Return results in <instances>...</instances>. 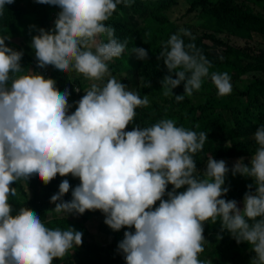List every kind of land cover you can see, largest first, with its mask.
I'll return each mask as SVG.
<instances>
[{
    "label": "clouds",
    "instance_id": "clouds-1",
    "mask_svg": "<svg viewBox=\"0 0 264 264\" xmlns=\"http://www.w3.org/2000/svg\"><path fill=\"white\" fill-rule=\"evenodd\" d=\"M237 1L246 8L239 5L232 14L255 31L251 40L238 38L251 43L252 59H234L224 47L204 56L194 43L185 44L181 33L191 37L185 28L157 57L168 70L160 77L165 96L197 107V91L221 98L223 105L210 108L202 121L198 108L184 113L182 122L161 118L148 126L144 114L136 123V109L149 100L109 69L108 62L129 54V47L105 23L131 0H37L61 11L47 18L54 29H38L30 47L37 67L52 66L85 85L86 91L74 87L70 100L54 79L25 72L23 51L0 37V264H70L73 257L58 259L98 241L107 229L122 228L129 229L118 244L125 264H264V108L235 95L236 83L260 77L245 71L264 58V21L250 2ZM13 2L0 0V15ZM131 55L150 58L139 47ZM241 129L251 132L249 142ZM210 141L214 148L206 150ZM68 175L71 181H61ZM33 176L59 185L53 184L49 210L21 207L13 214L10 197L32 202ZM59 218L82 225L60 229Z\"/></svg>",
    "mask_w": 264,
    "mask_h": 264
},
{
    "label": "trees",
    "instance_id": "trees-1",
    "mask_svg": "<svg viewBox=\"0 0 264 264\" xmlns=\"http://www.w3.org/2000/svg\"><path fill=\"white\" fill-rule=\"evenodd\" d=\"M182 2V3H181ZM186 3L190 7L188 9L187 16L195 15V18H189L185 21L189 30L190 36H184L181 33L182 39L185 44L194 43L196 48L201 50L204 56L211 54L213 48L224 47L226 51L224 54L233 57L237 60H250V50L238 51L228 45V42L220 38V35L227 34V36H237L238 38L249 40L251 36L255 34L254 30L245 26L241 19H237L232 12L225 7L221 9V15L218 11L217 0H131V5L117 6V12L119 14L112 16L106 25L115 29V36L121 42L127 41V47H129V54L124 53L119 58H114L108 62L109 69L119 74L122 81L128 86L136 88L143 98L147 96L149 105L147 107H141L142 111L147 114L143 120L145 125L151 126L157 123L159 119H173L174 121H180V117L184 113L195 114L199 109L202 111L208 110V99L205 102H200L198 107L191 102V100H183L177 102L175 96L163 94V90L160 85V77H163V72L168 71L166 66L162 68L161 64H164L162 59H158L160 52L163 50V45L170 38L172 34L180 29L176 23L166 16V12L181 4ZM54 6L48 4L38 3L37 0H14L12 4H6L3 10V14L0 15V37H9L5 40L8 47L23 51L20 47H15L17 43L15 40L24 38L30 34V28L39 25L40 28L47 30L54 29V23L48 21L47 18L50 12L54 10ZM135 10L136 12L149 13L142 22L139 28L130 26L125 20L122 19L123 12ZM145 13V14H146ZM52 23V24H50ZM185 30L189 31L188 28ZM194 37V39H192ZM107 42V38L101 40ZM133 47L144 48L149 54L148 60H140L137 56L131 55V49ZM219 62V60H217ZM264 58L255 59L251 66L246 68L245 72L259 74L260 77H256L251 82H238L240 88L236 87L235 95H242V97H248L249 105L259 110L264 108ZM25 72L31 70L33 72H39L46 78H52L56 81V87L59 91L63 92L68 89L70 92L69 99L75 97L74 87L85 90V85L78 80H72L70 73H60L52 66L46 68L37 67V61L33 66L27 63L20 62ZM115 67V70L113 69ZM150 82L151 87H145L147 82ZM242 89V90H240ZM174 95H180L178 91H173ZM81 97V95H80ZM232 97V99H234ZM81 99V98H80ZM209 104L215 105L211 109H215L217 106L223 105L221 98L210 97ZM138 109V108H137ZM136 109V110H137ZM177 109L179 111L177 112ZM156 113L155 114H150ZM237 116V113L234 114ZM209 121L224 123L222 119L212 117ZM202 129H206L202 125ZM246 135L248 142L250 141V133L241 129ZM257 146V144L255 143ZM214 148V143L209 142L206 150ZM256 150L251 149L250 153H255ZM59 185L52 180L45 185L38 177L33 176L28 180V186L33 193V200L30 204H20L16 201V197H10L9 203L12 205L13 214L18 212L19 208L27 207L35 212L39 210H49L48 204L50 203V194L55 191V185ZM50 186L47 189L41 186ZM166 199V198H165ZM159 205L157 202L156 206ZM43 210V211H42ZM60 229H68V227L81 226V223H71L65 218L57 219ZM129 229L122 228L120 231H113L107 229L105 236L103 235L98 241L92 242L82 249H77L72 255H69L61 260H71L70 264H125L124 256L118 249L119 242L124 237V231ZM134 231V228L131 229ZM56 262H52L55 264ZM220 264V261L215 262Z\"/></svg>",
    "mask_w": 264,
    "mask_h": 264
},
{
    "label": "rangeland",
    "instance_id": "rangeland-1",
    "mask_svg": "<svg viewBox=\"0 0 264 264\" xmlns=\"http://www.w3.org/2000/svg\"><path fill=\"white\" fill-rule=\"evenodd\" d=\"M217 1H218V11H219L218 15H220V16H222L220 13H221V9L223 7H225L227 10H229L231 12L237 6H239V5L242 6V4H240L239 1H237V0H217ZM247 1L250 2L252 4V6L254 7L255 13H256V19L260 20V21H264V0H247ZM189 7L190 6L188 4L183 3L180 6H177L173 9L168 10L166 12V16L168 18L172 19L176 23V25L179 26L180 28H188V30H189V27L187 26L185 21L189 20V18H192V17L195 18L194 14L187 16ZM242 7L246 8V6H244V5ZM52 8H54V10H52L50 12L48 19L57 18V14L61 11V9L57 6H54ZM241 12H244V11H241ZM117 14H119V12L115 11L113 13V16H116ZM122 14L124 15V17H122V19L125 20L130 26L136 27V28H139L142 25L143 20L147 16V14L142 13V12H136L135 10L123 12ZM119 16H120V14H119ZM240 16H242V15H238L236 18L240 19ZM243 24L245 26H247L246 23H243ZM38 29H40L39 25H37L35 27L32 26L30 28V34L28 36L15 41L17 43V45L15 47H20L23 50V57H22V60L20 62L27 63L30 66H33L34 63L36 62L34 50L30 47V45L32 42V37L39 34ZM189 32L191 33L190 30H189ZM219 37L225 41H227V39H230V42H228V41L227 42L229 43L230 46H232V48H234L238 51H244L245 49L248 48V46H246V43H248V42L247 41L243 42V41L239 40L237 36L223 37L220 35ZM256 37H258V36H256ZM104 38H106V36L100 37L99 40H104ZM251 39H253V35L251 36ZM251 39H249V40H251ZM248 45H251V43H248ZM212 51H214L217 54H221V52L223 51V48H214ZM39 70H41V68ZM122 83L125 84L123 81H122ZM160 87H161V85H160ZM130 90L137 91L139 93V95L142 94L141 92H139L134 87H132ZM203 91H208V83L207 82H205L203 84ZM207 99H208L209 108H208V110L201 111V114H200V120L201 121L208 117V114L210 112V108L212 105L209 104V97L205 96L202 92H198V91L196 92L195 98H194L195 102H198V103L205 102ZM142 110L143 109H141V107L136 110L137 115H136L135 119H136V123L138 125L142 124V116L145 114ZM242 111H243V109H242ZM132 128H133V124H130L128 126V131H131ZM64 179L71 181L72 176L68 175L66 177H61V181ZM20 182L24 186L25 191L29 194V196H31V192L26 188L25 181H20ZM11 186L16 187V183L12 184ZM217 221L221 222L219 219Z\"/></svg>",
    "mask_w": 264,
    "mask_h": 264
}]
</instances>
